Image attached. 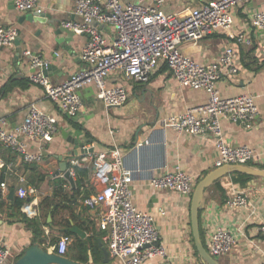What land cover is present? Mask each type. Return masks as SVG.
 <instances>
[{
    "label": "crops",
    "instance_id": "obj_1",
    "mask_svg": "<svg viewBox=\"0 0 264 264\" xmlns=\"http://www.w3.org/2000/svg\"><path fill=\"white\" fill-rule=\"evenodd\" d=\"M37 1L43 12L33 16L35 12L18 10L13 0H0V26L17 28L19 41L18 46H0V119L6 120L5 127L11 131L21 123L28 106L35 104L55 115L58 130L51 140L44 143L23 138L27 149L39 156L34 162H24L17 152L4 146L0 150V181L6 183V188H0V244L9 251L3 264H12L33 244L51 251V246L64 235L61 228L66 225H60L61 220L66 221L68 227L75 225L85 233L84 237L69 235L71 241L64 256L81 262L74 246L78 237L89 243L87 264H119L109 255L104 259L106 244L102 239L103 231L98 226V212L83 204L86 191L89 189L91 194L98 188L94 170L90 165L80 167L70 163L78 156L68 154L74 146L63 137L65 132L73 138L84 139L86 144L83 148L93 147V152H108L117 147L127 168L138 167L131 183L132 203L135 208L154 216L166 255L175 264H203L193 248L190 196L154 189L149 185V178L162 175L176 166L198 178L215 168L216 150L210 135L178 133L172 128H163L160 123L168 115L205 103L207 93L180 86L167 67L161 65L147 82L123 81L119 72L110 75L109 83L121 84L127 90L128 99L121 106L104 107L95 96L94 86L85 85L78 91L82 102L79 112L74 116L62 114L45 97L43 88L30 81L31 57L23 52L29 49L53 65L47 78L52 83H59L71 72L85 67L81 50L86 38L62 26L63 21L78 19L71 13L73 0ZM200 1L165 0L163 8L166 12L181 13L197 6ZM254 5L264 9V0ZM246 24L244 12L239 9L229 33L216 31L200 41L184 43L182 51L197 62H211L230 41V34ZM106 30L110 33L109 29ZM236 55L239 71L225 75L218 82L220 94L222 97L253 95L258 114L250 128L222 119L223 139L232 146L245 144L253 148L257 153L255 165H264V45L255 40L251 47L238 49ZM61 161L66 162L72 172L73 187L61 174L52 176ZM19 176L24 177L26 187L32 186L36 192L17 207L15 201L21 199L16 194ZM58 178L66 180L63 191L72 199L56 198L60 207L54 216L48 212L46 223H42L39 202L46 196H52ZM75 181L80 182V188L74 193ZM221 182L227 197L242 192L247 195L249 206L228 209L223 202L204 191L199 223L205 238L206 233L216 226L223 227L234 237L228 252L216 257L219 264H261L264 260V236L258 226L264 221V177H254L244 186L233 184L229 176L223 177ZM10 190H13L11 197ZM25 202L28 204L24 205ZM20 214L36 218L41 223V238H33L31 228ZM98 249L101 258L95 260Z\"/></svg>",
    "mask_w": 264,
    "mask_h": 264
},
{
    "label": "built area",
    "instance_id": "obj_2",
    "mask_svg": "<svg viewBox=\"0 0 264 264\" xmlns=\"http://www.w3.org/2000/svg\"><path fill=\"white\" fill-rule=\"evenodd\" d=\"M260 1L201 0L197 6L172 13L164 10L165 0H73L71 13L78 19L63 21L62 26L74 34L85 35L81 50L85 67L71 72L62 82L52 83L40 69L47 61L27 49L23 53L31 57V67L35 68L30 73V81L43 88L45 97L59 112L74 116L82 105L78 91L85 85L94 86L95 96L104 107L121 106L127 101L128 93L123 85L109 83L113 72H119L123 81L147 82L157 67L165 65L180 86L204 90L208 97L203 104L162 118L163 128L191 135H210L216 150L214 167L223 164L255 167V150L245 144L230 145L223 139L220 127V121L226 119L250 128L258 114L254 96L222 97L218 82L225 75L239 71L238 49L251 47L255 40L264 45V9L254 5ZM13 2L20 11L43 12L37 0ZM239 9L244 12L247 24L230 34V41L215 60L200 63L182 51L184 43L200 41L216 31L229 33ZM17 38V28L0 26L1 47L14 45ZM5 124L6 120L0 119V143L17 152L26 163L34 162L39 156L27 149L23 138L44 143L58 130L55 115L35 104L28 106L15 129L9 131ZM70 163L80 167L90 165L94 170L98 188L83 198V204L97 210L98 226L103 231L102 239L111 259L119 264H149L154 259L157 261L150 264H175L160 242L154 216L135 208L132 203L131 183L138 167L127 168L117 147L108 152L82 154L72 158ZM197 180L198 177L176 166L162 175L151 176L149 185L190 196ZM24 183V177L19 176L16 194L22 200L36 192L34 187H26ZM0 188H6V183L0 181ZM223 204L228 209L246 208L249 200L244 193L235 192ZM258 230L264 236V221ZM70 241L69 235L60 236L51 251L64 256ZM206 241L207 251L217 257L228 252L234 237L223 227L216 226L206 233ZM8 255L7 247L0 244V264Z\"/></svg>",
    "mask_w": 264,
    "mask_h": 264
},
{
    "label": "water",
    "instance_id": "obj_3",
    "mask_svg": "<svg viewBox=\"0 0 264 264\" xmlns=\"http://www.w3.org/2000/svg\"><path fill=\"white\" fill-rule=\"evenodd\" d=\"M35 15L36 13H33V16ZM15 45L17 46L19 45L18 39H16ZM53 67H54L53 65L47 63L46 66H42L40 69L42 71V74L45 77H47L48 75H50V71ZM34 70L35 68H32V71ZM63 134H64L63 137L74 146L73 150L68 152L69 155L80 156L85 153L93 152V147L83 148L84 145L86 144L84 139L73 138L71 135H67L66 132ZM232 172H243L255 177H264V169H260L249 165H241V164H223L221 166L213 168L206 174L201 175L196 181L192 193L190 195L189 215H190L191 233H192L194 246L203 264H219L217 259L213 257L204 247L199 233L198 215H199V209L203 198V194L206 188L210 186L215 180L222 178L226 175H229ZM60 174L64 179H66L69 182V184L72 187L74 186V181L71 176L70 169L67 166L66 162L61 161L59 164V168L54 172L52 176L55 177V176H59ZM12 195H13V190H10L9 197H11ZM61 230L62 231L68 230L69 232L76 234L80 237H84L85 235L84 231L75 225H71L68 228L63 227L61 228ZM103 254H104V259H107L108 252L106 249H103ZM12 264H87V263L74 261L70 258H67L66 256L57 255L52 251H48L47 249L40 247L38 244H33L29 246L23 252V254L19 258H17Z\"/></svg>",
    "mask_w": 264,
    "mask_h": 264
},
{
    "label": "trees",
    "instance_id": "obj_4",
    "mask_svg": "<svg viewBox=\"0 0 264 264\" xmlns=\"http://www.w3.org/2000/svg\"><path fill=\"white\" fill-rule=\"evenodd\" d=\"M1 148H3V145L0 143V150H1ZM249 164L252 165V163H249ZM255 166L258 168H264V165L256 164ZM75 172L77 173L76 168H75ZM226 176H229L230 181L233 184L238 185V186H244L249 180H251L252 178L255 177V176L243 173V172H232L231 174L226 175ZM222 178L215 180L210 186H208L206 188V190L209 193V196H211L215 200H218L219 202H224L225 199L227 198L226 188L223 185V183L221 182ZM65 183H66V180H64L62 178L56 179L55 183H54L55 189L53 191L52 196H46L39 202V211H40V217L42 218V223H46L45 221H46V216H47L48 212H50L51 216H54V213L60 207V202L56 201V198L57 199L61 198L63 200L72 199V196L68 197L63 191V185ZM75 185L76 186L73 189L74 193L79 192L80 182L75 181ZM89 194H90V190L88 189L83 197H86ZM22 201H23L22 199H17L15 201V205L17 207H19L21 205ZM64 208H66V206H64ZM20 215H21L22 220L26 223V225L29 228H31L32 233H33V238L34 239L41 238V236L43 234V230L41 228V223L39 221H37L36 218H28L24 214H20ZM59 223H60V225H66V227H68L66 224V221H64V220L59 221ZM199 233H200V237H201V240H202L204 247L206 249H208L205 234H204V231H203L200 223H199ZM63 234L64 235H73L68 230H65L63 232ZM192 241H193V238H192ZM53 242H54V240L51 241V243H53ZM74 246L77 249L79 261L86 263L87 262V250L89 247L88 241L85 239L81 240L80 238L76 237L75 241H74ZM193 248H194L195 254L200 259V257L198 256V253L196 251V248L194 246V243H193ZM100 255H101V252L98 249V256L97 257L95 256V260H99L101 258Z\"/></svg>",
    "mask_w": 264,
    "mask_h": 264
},
{
    "label": "rangeland",
    "instance_id": "obj_5",
    "mask_svg": "<svg viewBox=\"0 0 264 264\" xmlns=\"http://www.w3.org/2000/svg\"><path fill=\"white\" fill-rule=\"evenodd\" d=\"M261 169V168H260ZM216 258V257H215ZM217 259V258H216Z\"/></svg>",
    "mask_w": 264,
    "mask_h": 264
}]
</instances>
